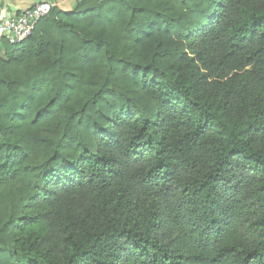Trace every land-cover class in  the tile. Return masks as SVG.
<instances>
[{"label": "trees", "instance_id": "trees-1", "mask_svg": "<svg viewBox=\"0 0 264 264\" xmlns=\"http://www.w3.org/2000/svg\"><path fill=\"white\" fill-rule=\"evenodd\" d=\"M0 264H264V0H81L0 38Z\"/></svg>", "mask_w": 264, "mask_h": 264}, {"label": "built area", "instance_id": "built-area-1", "mask_svg": "<svg viewBox=\"0 0 264 264\" xmlns=\"http://www.w3.org/2000/svg\"><path fill=\"white\" fill-rule=\"evenodd\" d=\"M53 4L42 1L22 10L14 18L0 20V38H4L9 45L24 44L34 33L38 24L49 16Z\"/></svg>", "mask_w": 264, "mask_h": 264}, {"label": "crops", "instance_id": "crops-1", "mask_svg": "<svg viewBox=\"0 0 264 264\" xmlns=\"http://www.w3.org/2000/svg\"><path fill=\"white\" fill-rule=\"evenodd\" d=\"M42 1L53 4L59 9L62 8L63 10H67L72 7L77 0H0V20L14 18L22 10Z\"/></svg>", "mask_w": 264, "mask_h": 264}, {"label": "rangeland", "instance_id": "rangeland-1", "mask_svg": "<svg viewBox=\"0 0 264 264\" xmlns=\"http://www.w3.org/2000/svg\"><path fill=\"white\" fill-rule=\"evenodd\" d=\"M80 0H77L73 5H72V7H70L69 9H67V10H63L62 8H60L62 11H67V12H69V11H71V10H73L74 9V7H75V5L77 4V2H79ZM1 58H4V55H3V53L1 54Z\"/></svg>", "mask_w": 264, "mask_h": 264}]
</instances>
